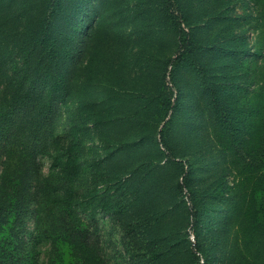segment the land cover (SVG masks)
Here are the masks:
<instances>
[{
    "label": "rangeland",
    "instance_id": "1",
    "mask_svg": "<svg viewBox=\"0 0 264 264\" xmlns=\"http://www.w3.org/2000/svg\"><path fill=\"white\" fill-rule=\"evenodd\" d=\"M155 1L67 0L71 19H78H63L62 46L74 47L77 56L44 117L38 116L49 84H20L15 55L0 56V201L18 183L28 191L21 201L28 264L61 259L47 231L46 207L54 198L71 199L82 231L94 235L93 252L72 244L69 264H264V232L232 252L227 201L236 173L217 142L229 131L195 72L198 60L233 83L222 102L241 133L238 101H247L253 121L247 87L259 59L252 55L251 0H178L195 56L182 50L171 16L163 17ZM11 38L5 47H16ZM18 86L30 99L21 105ZM11 94L14 109H8ZM24 129L30 133L22 139ZM106 192L114 199L108 212L81 206Z\"/></svg>",
    "mask_w": 264,
    "mask_h": 264
},
{
    "label": "trees",
    "instance_id": "2",
    "mask_svg": "<svg viewBox=\"0 0 264 264\" xmlns=\"http://www.w3.org/2000/svg\"><path fill=\"white\" fill-rule=\"evenodd\" d=\"M251 3L256 29V46L252 55L259 59L255 72L256 79L247 87L251 89L250 97L254 104L253 121H250L246 115L249 111L246 108L247 101L242 98L238 101L239 116H241L238 123L239 126L243 124L244 127L241 133L235 129L233 115L229 109L225 110L227 105L222 102L223 98H226L224 89L227 84L230 86L233 83L220 81L216 73L209 71L208 67L198 60L195 64V72L201 73L203 85L211 90L210 102L215 116L226 122L229 131L226 141L217 142L229 154L230 166L236 173L232 196L227 201L229 210L227 225L232 229L231 248L234 255L242 244L255 240L264 232V0H251ZM153 5L161 7L163 17L171 16L175 34L183 45L182 50L188 47L187 49L195 56L196 41L191 38L192 34L183 25L187 15L178 0H156ZM80 6L78 2L73 6V10ZM67 8V0L65 2L64 0H0V56H6L8 51L10 56L15 55L20 84L27 79H31V82L36 84L42 82L49 84L43 100V110L38 117H44L51 112L62 90L64 75L76 60V49L69 47L65 50L62 46L67 37L64 34L63 19L70 24H77L78 19L74 16L72 20ZM11 37L17 40L15 48L5 47V43ZM73 42L74 40L71 43ZM240 52L244 55L247 51L242 47ZM18 87L21 94L19 105H21L27 100L25 97L28 98V93L22 91V86ZM230 94L233 95V92L231 91ZM7 103L8 109H14L12 94ZM11 114L12 112L7 113L5 120L8 121V116L14 118V113ZM35 119L38 121L41 118ZM2 131L3 140H9V128ZM29 133L24 129L18 136L25 139L29 137ZM184 179L186 181V177ZM180 187L183 185L180 184ZM21 188L18 183L0 201V264L29 262L26 248H22L26 212L21 206V201L28 191ZM113 203L112 194L106 192L84 202L81 206L84 210L96 214L99 210L108 212ZM47 205L46 208L51 215V228L47 231L55 245L62 250L61 259L58 257L53 264H69L74 250L71 249L73 243L82 246L84 251L93 252L96 247L94 235L82 231V221L78 218L79 214L75 211L72 200L54 198ZM192 214L196 218L200 217L197 205ZM199 225L198 220L197 226L203 230L204 225ZM210 225V219L206 220L205 227Z\"/></svg>",
    "mask_w": 264,
    "mask_h": 264
}]
</instances>
